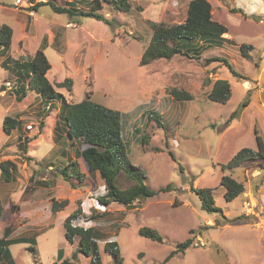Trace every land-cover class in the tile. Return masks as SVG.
Listing matches in <instances>:
<instances>
[{
  "label": "rangeland",
  "instance_id": "rangeland-1",
  "mask_svg": "<svg viewBox=\"0 0 264 264\" xmlns=\"http://www.w3.org/2000/svg\"><path fill=\"white\" fill-rule=\"evenodd\" d=\"M38 1L46 0H0V25L6 23L13 31L10 48L0 50V161L9 159L16 166L10 181L0 175V235L9 226L10 238L35 236L34 241L8 246L10 264H52L59 249L63 257L56 264L63 258L87 264L89 259L71 256L78 237L74 243L64 237L63 220L77 202L83 215L74 223L94 228L100 264H117L103 248L110 240L119 245L121 264H264L262 161L221 168L241 147H256L254 127L264 140V0H208L213 19L227 27L231 41L220 38L207 45L200 40L193 44L199 46L196 53L189 50L145 65L139 61L152 34L150 22H182L189 0H131L127 12L105 5L102 12L112 24L69 18L50 5L33 10ZM51 1L64 5L68 0ZM42 40L51 64L47 77L66 101L77 102L90 90L95 102L122 113L128 157L157 194L140 197L130 206L100 204L96 197L105 193L104 181L77 162L79 146L67 140L57 116L58 101L42 99L32 90L22 100L15 99L14 62L29 63ZM240 43L253 45L250 58L240 54ZM225 62L241 76L233 75ZM64 78L71 79L70 89L57 85ZM217 78L230 83L225 103L207 97ZM171 88L191 98L177 100ZM247 96L248 104L229 119ZM5 115L21 121L10 135L2 129ZM74 159L84 176L82 182L71 177V185L60 170ZM224 174L244 186L231 201L223 197ZM116 183L125 189L135 181L120 173ZM200 187L212 189L222 213L201 208L195 192ZM52 199L67 202L53 211ZM141 226L156 228L163 240L139 235ZM188 238L187 248L166 259ZM0 264H7L1 254Z\"/></svg>",
  "mask_w": 264,
  "mask_h": 264
},
{
  "label": "trees",
  "instance_id": "trees-1",
  "mask_svg": "<svg viewBox=\"0 0 264 264\" xmlns=\"http://www.w3.org/2000/svg\"><path fill=\"white\" fill-rule=\"evenodd\" d=\"M32 7L36 10L38 6L50 5L51 9L57 13H66L69 18L75 17H90L102 21L106 24H112L113 19L108 18L102 8L105 5L112 7L117 11H129L131 8V0H68L64 5L55 4L51 0L38 1ZM86 6V8H84ZM231 8L230 10H233ZM236 9H234L235 11ZM152 34L148 45L145 47L139 63L145 65L157 58H171L178 53L198 52L199 46L194 47L193 44L198 41H205L207 45L218 43L219 39H227L223 36L227 33V27L213 19L211 12V4L208 0H189L186 8V16L182 22L166 25L160 22H150ZM12 28L2 23L0 25V50L6 52L12 42ZM47 43L42 40L31 56L29 63L14 62L16 64V88L13 90L15 99L22 100L26 95L27 90H32L37 93L42 99H56L60 104L59 120L62 122L63 128L70 145L76 146V141L79 148L76 151L77 162L83 164L85 172H97L104 181L105 193L102 196H97L96 200L102 205H108L111 202H116L124 206H130L135 200L140 197H151L158 191L151 189L144 182V172L135 165L128 157L127 142L122 136V113L110 107H106L95 102L91 98V91L84 93V97L77 102H68L59 93L54 84L47 77V71L51 68V64L45 54ZM253 45L250 43H240V54L248 59L250 58V50ZM230 72L233 75L241 76L233 67L225 62ZM1 66V65H0ZM28 79V80H27ZM10 82V81H9ZM70 78H64L59 82L58 86H68L70 89ZM171 95L177 99H189L191 94L181 92L175 88L170 89ZM231 96V87L228 80L217 78L212 82L211 88L207 97L212 102L225 103ZM249 102L248 96L242 100L240 105L231 112L229 119L238 115ZM243 106L242 108H240ZM151 115L152 112H150ZM158 122V116L155 115ZM21 121L18 118L5 115L2 121V129L6 135L10 134L13 129L18 130ZM161 124V123H159ZM255 135L256 147L243 146L238 149L232 157L222 164V169H231L240 166L247 160L260 159L262 162L259 168H264V140L258 133L257 129H253ZM21 139V135L17 136ZM142 142L145 138L141 137ZM25 142V140L23 141ZM22 145V144H20ZM75 160V159H74ZM68 162L60 174L70 183V178L81 179L84 176L78 170V163L75 161ZM15 163L12 160L5 159L0 161V175L5 181H10L12 178V169H15ZM73 167V169H72ZM120 173H125L132 178L135 183L125 189L120 188L116 179ZM73 185V183H70ZM220 185L224 188L223 197L227 201L233 200L244 189L243 184L230 175L224 174L220 178ZM195 192L200 198V206L208 212H221V208L214 202V197L211 188H196ZM67 201H57L52 199L53 211L60 210ZM83 215L82 207L77 202L76 208L65 217L63 220L64 237L69 243L75 242V237L78 240L75 242L72 251V257L89 259L87 264H100L101 253L96 241V233L93 227H84L75 224L74 221ZM95 218V215H90ZM12 231L9 226L4 228L3 234L0 235V254L10 264V251L8 246L14 243H28L34 241L35 236L31 237H14L10 238ZM138 234L150 240L161 242L162 234L153 227L141 226L138 229ZM39 235V234H38ZM191 239L188 238L182 243H177L176 248L169 252L166 259H169L176 251H183L190 244ZM35 244V243H34ZM32 249L33 245L30 246ZM104 250L111 253L113 260L117 264H121L123 257L120 253V248L116 240L106 241L103 246ZM63 250L59 249L56 261H60L63 257ZM60 264H71L70 259L63 258Z\"/></svg>",
  "mask_w": 264,
  "mask_h": 264
},
{
  "label": "clouds",
  "instance_id": "clouds-1",
  "mask_svg": "<svg viewBox=\"0 0 264 264\" xmlns=\"http://www.w3.org/2000/svg\"><path fill=\"white\" fill-rule=\"evenodd\" d=\"M68 25H69V24H68ZM47 72H48V71H47ZM7 84L10 85V82H7ZM59 109H60V107H59ZM58 114H59V113H57V116H58ZM58 119H59V117H58ZM29 125H30V124H29ZM30 126H31V125H30ZM30 128H31V127H30ZM65 134H66V133H65ZM9 135H10V134H9ZM67 140H69V139L67 138ZM68 142H69V141H68ZM71 161H73V160H71ZM68 162H69V161H68ZM68 162H66V163L64 164V166H65Z\"/></svg>",
  "mask_w": 264,
  "mask_h": 264
},
{
  "label": "crops",
  "instance_id": "crops-1",
  "mask_svg": "<svg viewBox=\"0 0 264 264\" xmlns=\"http://www.w3.org/2000/svg\"><path fill=\"white\" fill-rule=\"evenodd\" d=\"M223 36H224L225 38H227V37L229 36V39H231V38H230V35H228V32H227V33H224ZM211 44H212V43H211Z\"/></svg>",
  "mask_w": 264,
  "mask_h": 264
},
{
  "label": "built area",
  "instance_id": "built-area-1",
  "mask_svg": "<svg viewBox=\"0 0 264 264\" xmlns=\"http://www.w3.org/2000/svg\"><path fill=\"white\" fill-rule=\"evenodd\" d=\"M27 127H28V128H30L31 126H30V125H28Z\"/></svg>",
  "mask_w": 264,
  "mask_h": 264
}]
</instances>
